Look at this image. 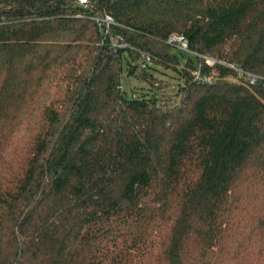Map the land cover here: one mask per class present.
Masks as SVG:
<instances>
[{"label":"trees","instance_id":"16d2710c","mask_svg":"<svg viewBox=\"0 0 264 264\" xmlns=\"http://www.w3.org/2000/svg\"><path fill=\"white\" fill-rule=\"evenodd\" d=\"M0 264H264V0H0Z\"/></svg>","mask_w":264,"mask_h":264},{"label":"rangeland","instance_id":"374dc122","mask_svg":"<svg viewBox=\"0 0 264 264\" xmlns=\"http://www.w3.org/2000/svg\"><path fill=\"white\" fill-rule=\"evenodd\" d=\"M188 54L185 53V56H187ZM159 77V79L161 80V83L168 85L165 86L162 90H159L161 96L163 98H168V96H170V94H172L173 89L175 88V85L177 84L176 82H178L179 76L170 71V70H163V69H159V71H155ZM124 85L126 87V89L128 90V92L131 93V91H139L141 92L142 90H148L150 89L148 84L142 83L139 80L135 79V78H129L126 76V74L124 73ZM173 88V89H172Z\"/></svg>","mask_w":264,"mask_h":264},{"label":"built area","instance_id":"2783aa9c","mask_svg":"<svg viewBox=\"0 0 264 264\" xmlns=\"http://www.w3.org/2000/svg\"><path fill=\"white\" fill-rule=\"evenodd\" d=\"M81 3L83 2H86L87 0H79ZM103 21H105L106 23H111L113 22V19L110 15H107ZM168 42L172 45H174L175 47L181 49V50H184V51H189V45H188V40L187 38L183 35V34H180V33H172L170 36H169V39H168ZM214 59L212 58H208V62L209 63H214ZM257 79L256 76L254 75H251V80L252 81H255Z\"/></svg>","mask_w":264,"mask_h":264}]
</instances>
